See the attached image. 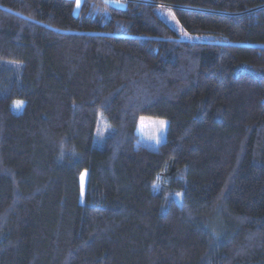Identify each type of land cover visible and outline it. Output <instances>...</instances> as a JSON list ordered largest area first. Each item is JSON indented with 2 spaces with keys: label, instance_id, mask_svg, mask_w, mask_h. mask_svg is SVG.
Segmentation results:
<instances>
[{
  "label": "trees",
  "instance_id": "16d2710c",
  "mask_svg": "<svg viewBox=\"0 0 264 264\" xmlns=\"http://www.w3.org/2000/svg\"><path fill=\"white\" fill-rule=\"evenodd\" d=\"M0 264H264V0H0Z\"/></svg>",
  "mask_w": 264,
  "mask_h": 264
},
{
  "label": "rangeland",
  "instance_id": "374dc122",
  "mask_svg": "<svg viewBox=\"0 0 264 264\" xmlns=\"http://www.w3.org/2000/svg\"><path fill=\"white\" fill-rule=\"evenodd\" d=\"M156 13L158 16L167 23L172 30H174L181 39L190 40V41H198L203 36L198 34H191L185 31L180 23L178 22L173 10L169 7H157ZM186 33V34H185ZM22 107V106H21ZM21 107L13 106L14 110L18 113L21 110ZM165 120L163 118L156 117H147L142 116L139 119L137 133L142 139L143 143L147 146L154 148L158 145L159 142L163 141L165 136V129H161L158 121ZM167 122V120H165ZM107 121L105 117L100 113L97 118V126L94 134L93 145L101 146L104 142V139L109 132H111V127L107 125ZM167 126V124H166ZM84 174L81 179V188L83 191V183H84Z\"/></svg>",
  "mask_w": 264,
  "mask_h": 264
},
{
  "label": "snow or ice",
  "instance_id": "6c2138e0",
  "mask_svg": "<svg viewBox=\"0 0 264 264\" xmlns=\"http://www.w3.org/2000/svg\"><path fill=\"white\" fill-rule=\"evenodd\" d=\"M78 3H79V0H78ZM121 6L123 7V5H121ZM22 103L23 102H15L14 106L21 107ZM158 123H159V126H160L161 129H164L166 127V124H167V122L165 120H160V121H158ZM177 195L179 196L180 194L177 193Z\"/></svg>",
  "mask_w": 264,
  "mask_h": 264
}]
</instances>
